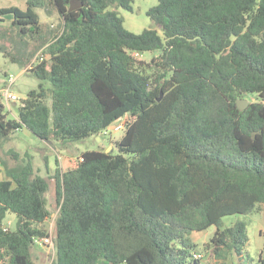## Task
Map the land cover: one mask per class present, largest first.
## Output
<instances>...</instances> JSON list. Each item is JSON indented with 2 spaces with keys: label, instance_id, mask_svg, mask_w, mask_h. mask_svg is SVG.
<instances>
[{
  "label": "trees",
  "instance_id": "trees-1",
  "mask_svg": "<svg viewBox=\"0 0 264 264\" xmlns=\"http://www.w3.org/2000/svg\"><path fill=\"white\" fill-rule=\"evenodd\" d=\"M133 1L0 7V52L39 80L14 118L0 92V139L25 126L76 142L125 117L117 152L87 149L55 168L52 264H202L191 234L211 225L204 249L245 264V223L221 218L264 207V0H157L146 14L161 33L128 31L109 8ZM23 161L0 180V264H36L31 246L48 235L49 183Z\"/></svg>",
  "mask_w": 264,
  "mask_h": 264
},
{
  "label": "rangeland",
  "instance_id": "rangeland-1",
  "mask_svg": "<svg viewBox=\"0 0 264 264\" xmlns=\"http://www.w3.org/2000/svg\"><path fill=\"white\" fill-rule=\"evenodd\" d=\"M26 1L27 0H0V7L16 6L20 9H25ZM156 3L157 0H134L132 3V11L114 6H110L109 8L116 11L117 15L122 19L123 27L128 31L139 33L144 28H155L161 33L159 28L151 22L146 14L147 9ZM37 12L40 20L53 30L52 34L58 33L61 30V19L56 13L48 16L42 9H37ZM4 19L3 22H0V26L8 25V17H4ZM44 48L45 47H43V49ZM39 52L40 51H38L37 54ZM155 54V51H144L140 54V58L149 61ZM44 56L45 58L47 57V55ZM9 77L14 78L12 84H10L8 80ZM38 82L39 80L30 72L25 71L24 67L11 62L0 52V92L3 93L4 88L9 87V91L17 97L15 100L9 101L8 105H6L4 96L1 97L8 118L17 116L21 99L26 96V93L30 89L36 88ZM46 86H49V84L46 83ZM246 98L252 99L253 95L248 94ZM124 118L125 117L111 123V125L102 132L101 136H90L76 142L45 141L38 138L25 126L13 131L7 138L0 139V180L8 179L6 167H16L30 156L35 172L45 177L49 183L48 189L45 192V198L50 214L40 227L48 233L47 236L50 242H52H45V240L41 238L31 246V258L36 264H52L54 258L55 250L52 229L54 220L58 214V209L54 201L51 177L54 174L55 168L58 167L64 170L69 165L70 161L76 159L82 151L87 149L103 148L106 150L109 148V150L112 149L113 152H117L115 141L122 136L124 129L123 126L119 129H116L115 126L121 124ZM10 151L15 152L16 155L14 156ZM55 159H57V162ZM236 220L243 221L246 226V252L245 259L243 260L244 263L259 264V256H264V207L259 206L258 210H253L246 214L225 215L221 218V226L230 225ZM16 222V215L7 212L3 220L4 226L15 229ZM215 228V225H211L203 231L191 234L193 240L197 244L195 253L201 255L200 263L202 264H232V258H228L226 261L217 260L213 257L210 250L204 249L203 244L208 240Z\"/></svg>",
  "mask_w": 264,
  "mask_h": 264
},
{
  "label": "built area",
  "instance_id": "built-area-1",
  "mask_svg": "<svg viewBox=\"0 0 264 264\" xmlns=\"http://www.w3.org/2000/svg\"><path fill=\"white\" fill-rule=\"evenodd\" d=\"M135 55H137V54H135ZM8 80H9L10 84H12L13 81H14V78L9 77ZM10 84H9V86H10ZM1 96H4V98H5V100H6V105H8L9 101H11V100H15V99L17 98L13 93H11V92L9 91V87L4 88L3 93H1ZM123 124H124V121H123L121 124L115 126V128H116V129H119L120 127L123 126ZM42 239L45 240V242H48V243H51V242H52V241L50 242L48 236L43 237ZM35 241H38V240L35 239ZM52 244H53V243H52ZM200 256H201L200 254L194 253V257H200Z\"/></svg>",
  "mask_w": 264,
  "mask_h": 264
},
{
  "label": "water",
  "instance_id": "water-1",
  "mask_svg": "<svg viewBox=\"0 0 264 264\" xmlns=\"http://www.w3.org/2000/svg\"><path fill=\"white\" fill-rule=\"evenodd\" d=\"M160 95H162V93H160ZM160 98H161V96H159L157 100H160ZM236 103H237L238 108H244L247 104V100L246 99H238ZM98 139H99V137H98ZM105 151L106 152L109 151V148L106 149Z\"/></svg>",
  "mask_w": 264,
  "mask_h": 264
}]
</instances>
